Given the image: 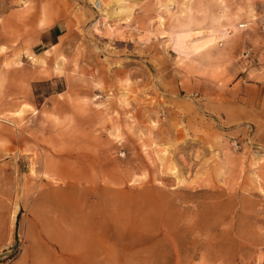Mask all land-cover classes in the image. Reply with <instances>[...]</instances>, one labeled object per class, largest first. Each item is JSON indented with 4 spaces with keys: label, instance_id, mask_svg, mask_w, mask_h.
Listing matches in <instances>:
<instances>
[{
    "label": "rangeland",
    "instance_id": "obj_1",
    "mask_svg": "<svg viewBox=\"0 0 264 264\" xmlns=\"http://www.w3.org/2000/svg\"><path fill=\"white\" fill-rule=\"evenodd\" d=\"M0 264H264V0H0Z\"/></svg>",
    "mask_w": 264,
    "mask_h": 264
},
{
    "label": "bare ground",
    "instance_id": "obj_2",
    "mask_svg": "<svg viewBox=\"0 0 264 264\" xmlns=\"http://www.w3.org/2000/svg\"><path fill=\"white\" fill-rule=\"evenodd\" d=\"M240 27H243V26H240ZM224 32H228V30L227 31H224ZM196 33V32H195ZM198 33V32H197ZM192 34V33H191ZM201 34H202V32H201ZM193 36V35H192ZM197 36V35H196ZM199 36V35H198ZM60 192V191H59ZM59 202H60V204H61V200H58V204H59ZM59 204V205H60Z\"/></svg>",
    "mask_w": 264,
    "mask_h": 264
}]
</instances>
